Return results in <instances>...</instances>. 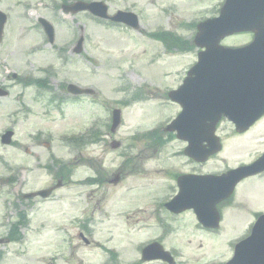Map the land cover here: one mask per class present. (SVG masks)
<instances>
[{
    "label": "rangeland",
    "instance_id": "obj_1",
    "mask_svg": "<svg viewBox=\"0 0 264 264\" xmlns=\"http://www.w3.org/2000/svg\"><path fill=\"white\" fill-rule=\"evenodd\" d=\"M27 1L35 11L34 13L30 11L29 21L19 17V9L14 7L13 0L1 1V6L9 10L10 17H14H11L12 21H7L3 29L0 63L6 60L7 64L12 66L11 70L18 72L24 59L31 64L38 61L36 64L41 65L46 61L51 63L53 61L54 68L49 76L50 87L54 86L52 80L56 79L58 88L55 91L60 94L62 85V102L60 110L45 109L48 108V103L44 106L41 104L45 98L40 102L35 101L36 88L16 85L10 87L7 97L0 98V133L4 127L12 125L15 140L11 146L0 144V238H5L18 213H24L29 218L26 225L23 223L19 226L21 234L19 240H9L0 244V264H97L100 258L97 255L99 251L97 245L101 240L108 238L110 246L121 251L126 234L129 239L136 234L143 238L160 231L159 227L150 224L148 214L149 209L153 207L145 200L149 199L146 196H149L150 192L151 195H160L166 191V186L162 185L167 184V177L171 171L215 168L222 172L249 163L264 151V116L250 130L237 135L232 134V125L228 124V121L222 122L218 129L222 139L221 151L199 165L188 164L182 157H173L174 153L184 147L183 143L176 139L166 142L157 153L152 148L145 151L143 142L132 138L133 130L138 128L142 130L159 123L155 122L156 120L166 123L175 115L178 107L162 99L161 93L178 86L196 59V48L180 52L183 46L181 48L171 46L170 51H167L163 43L148 34L158 30L172 31L184 40L190 41L195 31L183 25L199 19V16L210 17L213 8H217L218 11L217 3L220 0H101L107 4L110 14L116 10L135 13L139 20L137 30L122 26L111 27L104 22H94L79 13L74 16L62 14L59 10L61 0ZM171 7L173 12H169ZM52 8H55L54 13L51 11ZM39 16L46 17L53 24L55 36L52 47L57 51L45 46L47 52H36L29 56L26 55V46L38 40L39 34H33L31 27L35 18ZM80 31L85 36L83 52L80 55L70 53V46L59 48V45L66 42L71 35H76V40ZM17 35L21 40L15 41ZM244 41L245 37L229 36L221 40V43L230 46L239 45ZM57 54L63 59L62 63L56 59ZM33 69L31 66V71ZM1 76L5 77L2 68L0 80ZM67 82L92 88L96 100L90 101V97L73 103L67 100L63 90V85ZM0 83L8 85L9 81L5 79ZM137 90H141L142 100L124 102L127 106L122 111L125 119L123 126L114 134L99 136L105 139L98 145L92 144L93 147L91 145L81 149L83 156L91 161L90 170L95 169L94 176H99L97 180L100 177L111 178L114 172L120 169L124 178L118 185L109 186L106 185V181L101 180L103 187L91 186L96 189L84 193L86 195L82 197L74 195L76 190L79 193L81 187H76L74 194L68 187H64L55 191L50 199H23L22 196L29 190L54 184L53 170L57 165L53 158L48 161V154L57 160L69 155L60 139L67 136L68 132L70 134L76 130L80 132L89 125V122H99L97 125L99 132L105 133L108 108H114L115 103L123 98L130 100L132 95L137 94ZM17 92H20L19 95ZM149 92L153 98L148 99ZM22 102L32 107L31 111L23 108ZM17 104L20 106L18 110ZM38 129L43 130L38 139L27 137L31 132L39 131ZM50 140L52 142H48ZM113 140L119 142L116 152L110 148ZM44 141L49 143L45 150L41 146ZM130 142H134L133 148H129ZM38 143L39 147L36 146ZM25 148L30 150L28 155L24 152ZM31 152H34L36 157L30 156ZM118 152L125 155L137 152L139 156L126 163L124 162L128 159L121 158L119 159L121 164H117L111 157H117ZM46 163L49 164L46 169L50 172L41 167ZM99 165L101 168H98ZM79 171L80 177L88 174L84 169ZM127 189L129 195L121 194L126 197L123 199L120 193ZM170 192L171 189L165 196L167 197ZM139 197L143 199H138ZM92 209L96 210L91 212ZM127 209L137 210L135 216L139 222L138 224L129 222L130 228L125 225V230L128 231L125 234L122 231L123 223L119 222V219H108V214L114 215L118 210ZM258 209L264 210V173L237 184L232 200L223 208L221 224L224 226L221 227L220 236L224 235V239L205 238L206 234L197 230L190 213L186 212L181 217L172 219L175 234L168 243L177 247L181 254L185 252L190 264H197L215 253L209 247L217 245V252L223 250L220 252L223 254L219 264H224L233 250L235 240L243 235L241 232L248 223L246 220H250L253 210L259 211ZM93 213L95 218H99L91 222L96 232L86 237L94 243L85 245L82 240L73 237L75 243L73 255L67 257V253H62L66 252L62 233L65 229H70V216L88 219L87 216ZM144 223L150 225L137 230V225L143 226ZM96 242L98 244L94 246Z\"/></svg>",
    "mask_w": 264,
    "mask_h": 264
},
{
    "label": "water",
    "instance_id": "obj_2",
    "mask_svg": "<svg viewBox=\"0 0 264 264\" xmlns=\"http://www.w3.org/2000/svg\"><path fill=\"white\" fill-rule=\"evenodd\" d=\"M75 10H82L87 9L92 14L96 15H103V11L99 12V8L102 7L105 10V7L99 2V3H89V4H82L81 2H78L71 6ZM101 9V8H100ZM114 21L123 22L129 26L135 27L136 26V19L131 14H124L121 12H117L116 15L111 17ZM204 25V24H203ZM213 27L214 31L217 32L220 29H223L224 26L222 24V21L217 22L215 20L210 25ZM239 30V29H234ZM233 30V31H234ZM232 31V32H233ZM231 32H227L225 34H228ZM224 35V34H223ZM198 36H201V31L198 34ZM217 37L214 39L212 43H201L196 40V43L199 46L204 45L206 48V51L203 54V57L201 58V63L203 62L204 56H207L211 54L213 51L216 50L215 46L217 44ZM201 55V54H200ZM76 92H79V90L72 87ZM168 96L170 99L178 102L180 106L182 107V112L177 116V118L166 128L168 130H175L177 132V137L183 140H186L188 142V146L185 148V153L188 154L191 157H196L197 152L203 151V147H201L200 140L198 137L200 125L203 123L204 119H206L209 115V112L207 111V108H203L199 103H201L202 100L199 101H191L186 99L185 97V89L184 87L179 88L177 91L169 92ZM208 107V105H206ZM219 114H217L218 117ZM214 115H210L207 119H213ZM215 120H212L209 123H203L205 127V136L206 141H208L210 148L205 152L206 154L212 153L214 151H217L219 149L218 144L215 143L213 139V124ZM238 125V124H237ZM244 129L242 126H239L237 130ZM9 134L5 136V141L8 142ZM211 138V140L209 139ZM264 170V155H262L256 162L253 164L241 168L237 171V180L247 176L254 174L256 172ZM47 192L42 191L39 192L40 195L45 196Z\"/></svg>",
    "mask_w": 264,
    "mask_h": 264
},
{
    "label": "trees",
    "instance_id": "obj_3",
    "mask_svg": "<svg viewBox=\"0 0 264 264\" xmlns=\"http://www.w3.org/2000/svg\"><path fill=\"white\" fill-rule=\"evenodd\" d=\"M176 41H177V40H173V43L175 44ZM175 45H178V44H175Z\"/></svg>",
    "mask_w": 264,
    "mask_h": 264
}]
</instances>
